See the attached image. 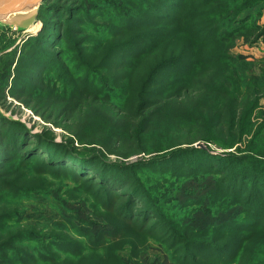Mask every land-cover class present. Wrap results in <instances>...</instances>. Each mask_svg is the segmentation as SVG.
<instances>
[{
	"label": "trees",
	"instance_id": "1",
	"mask_svg": "<svg viewBox=\"0 0 264 264\" xmlns=\"http://www.w3.org/2000/svg\"><path fill=\"white\" fill-rule=\"evenodd\" d=\"M50 1L23 57L0 34V107L83 122L59 142L0 113V264H264V71L235 51L264 0Z\"/></svg>",
	"mask_w": 264,
	"mask_h": 264
},
{
	"label": "rangeland",
	"instance_id": "2",
	"mask_svg": "<svg viewBox=\"0 0 264 264\" xmlns=\"http://www.w3.org/2000/svg\"><path fill=\"white\" fill-rule=\"evenodd\" d=\"M74 0H51L50 2H53L56 4L57 9H63L68 8L72 5V2ZM111 13V11H108ZM263 14L260 18L256 17V20L258 19V23L262 26H264V10H262ZM94 19V18H93ZM41 22V21H40ZM39 25L42 24V22ZM38 25V26H39ZM36 26L34 28H30L26 32L22 33H8L6 36L11 39H15L14 46L11 48L12 51H17V59L20 58L21 56L23 57V53L25 49V42H27L32 36H36L39 34L41 31H36ZM58 38L55 39L54 44L57 42ZM63 46L62 43L59 44L58 48H61ZM47 49L49 50H54L57 48H51L48 47ZM56 51V50H55ZM236 53L243 54L245 55L248 60L252 62L254 65V70L256 72H262L264 71V35H262L260 38L257 39V42L253 45L250 46L249 44H246L245 42L241 41L237 48L235 49ZM3 57V55L1 56ZM33 69L30 68L29 72H31ZM45 71V70H44ZM43 69L38 71V76L35 77V79L30 81V86H35L38 85L39 83V77H41L42 73L44 72ZM27 101V102H25ZM36 100L32 101V99H26L23 95H17L14 96L12 95L9 90L6 91V99L3 100V111L6 112L7 115L13 116L16 119H20L23 121L27 127L30 129L31 134L35 135L38 133H42L43 131H51L56 135V138L59 142H61L65 137L69 135L71 131H75L78 127V125H81L83 122L82 119H72L69 120L67 117H64L63 115L58 116L54 112V108L50 107L49 109H46L43 106L38 107V104ZM261 107L260 111L264 112V99L261 100ZM129 119L128 117H124V120ZM123 120V119H120ZM66 140V139H65ZM133 148V145L131 143H126V144H121L119 149L122 151H130V149ZM143 154L140 155H135L131 157L129 160L131 162L137 161L139 158L143 157ZM111 159L115 160L116 156H110ZM58 190H61V187H57ZM8 209L12 208L11 206L7 207ZM47 210L51 211L50 208H47ZM22 228H26L24 224L20 225ZM38 230V228H37ZM39 231V230H38ZM42 245V244H41ZM47 244L45 243V247ZM23 250H27L29 252H32L34 249L35 244H31L28 241H23L20 243H17L14 245L15 248L23 247ZM48 247V246H46ZM48 251L52 254L64 257V253L57 248L54 245H49ZM36 260L40 261V258L37 254H35Z\"/></svg>",
	"mask_w": 264,
	"mask_h": 264
},
{
	"label": "water",
	"instance_id": "3",
	"mask_svg": "<svg viewBox=\"0 0 264 264\" xmlns=\"http://www.w3.org/2000/svg\"><path fill=\"white\" fill-rule=\"evenodd\" d=\"M44 3L45 0H0V34L5 30H10L12 33H22L34 28L39 24L38 19ZM42 27L43 24L40 25L37 32ZM0 113L8 119L21 121L7 115L2 107H0ZM195 147L207 149V146L201 142L197 143Z\"/></svg>",
	"mask_w": 264,
	"mask_h": 264
},
{
	"label": "bare ground",
	"instance_id": "4",
	"mask_svg": "<svg viewBox=\"0 0 264 264\" xmlns=\"http://www.w3.org/2000/svg\"><path fill=\"white\" fill-rule=\"evenodd\" d=\"M39 25V24H38ZM38 25H36V29H39V27H40V25L38 26ZM37 31V30H36Z\"/></svg>",
	"mask_w": 264,
	"mask_h": 264
}]
</instances>
